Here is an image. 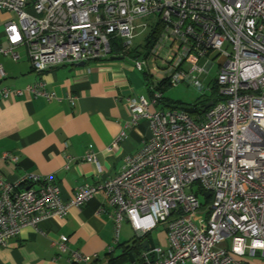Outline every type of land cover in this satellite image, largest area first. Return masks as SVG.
Segmentation results:
<instances>
[{"label": "built area", "instance_id": "2783aa9c", "mask_svg": "<svg viewBox=\"0 0 264 264\" xmlns=\"http://www.w3.org/2000/svg\"><path fill=\"white\" fill-rule=\"evenodd\" d=\"M0 12L14 15L4 24L8 45L0 46V55L18 60L23 47L37 72L105 59L113 44L129 47L144 31L159 33L152 48L133 59L151 79V97L124 99V127L146 120L150 136L115 177L80 185L67 201L51 175L26 173L18 182L0 176V246L23 227L62 218L102 193L113 208V246L124 220L137 236L159 224L167 231V251L156 245L128 264H248L257 253L264 258V0H0ZM152 14L154 19L141 20ZM150 58L162 73L158 80L149 73ZM200 59H206L203 65ZM215 61L220 101L196 117L182 108L151 110L162 100L163 80L203 89ZM4 77L0 66V81ZM45 85L1 86L0 101L24 94L53 98ZM125 135L123 129L106 150ZM83 158L98 165L91 146ZM197 213L204 215L201 225ZM227 238L230 248L222 246ZM67 240L64 235L53 243L63 252ZM69 253L75 263L91 260L77 249Z\"/></svg>", "mask_w": 264, "mask_h": 264}, {"label": "crops", "instance_id": "0c3cea01", "mask_svg": "<svg viewBox=\"0 0 264 264\" xmlns=\"http://www.w3.org/2000/svg\"><path fill=\"white\" fill-rule=\"evenodd\" d=\"M13 16L0 12L2 47L8 45L4 24ZM19 53L18 60L0 55V66L5 71L0 87L25 88L44 81L45 89L54 97L24 94L0 101V176L18 182L26 173L51 175L60 187L62 199L67 201L78 186L95 184L120 173L125 158L136 153L151 134L146 120L124 127L129 119L125 97H151L149 75L134 67L133 59L140 53L125 54L117 47L108 58L84 65H57L42 72L32 68L23 47ZM161 102L151 110L166 108ZM123 129L125 137L108 152L107 147ZM89 146L98 165L83 158ZM130 227L137 240L131 224ZM64 235L69 249L91 256L87 264H119L123 251L135 245L133 240L113 246V208L99 193L80 207H70L62 218L48 217L37 227H23L6 246H0V264H80L70 260L69 249L62 252L53 243ZM118 249L120 252L115 254ZM124 261L131 262L130 258Z\"/></svg>", "mask_w": 264, "mask_h": 264}, {"label": "rangeland", "instance_id": "374dc122", "mask_svg": "<svg viewBox=\"0 0 264 264\" xmlns=\"http://www.w3.org/2000/svg\"><path fill=\"white\" fill-rule=\"evenodd\" d=\"M155 14H152L149 18L145 17L141 19L142 21H149L154 19ZM147 38V31H144L142 34H139L134 38L132 41V45L129 47H122L121 50L125 52V54L129 53H144L146 51L145 43ZM114 41L118 43V45L122 46L121 39L117 38ZM117 47L113 44V50ZM195 61V59H194ZM193 61V62H194ZM206 59H200L199 64L203 65L205 63ZM149 63V73L152 76V78L160 79L162 78V73L157 71L155 69V62L153 58H150L148 60ZM191 63L185 64V68L189 67ZM218 72V64L215 61V63L209 68L208 73L206 76L202 79V85L203 89H199L196 86H194L192 83H188L186 81L178 82L175 84L166 83L165 86L161 89L162 91V105L164 104L166 108L169 107H175L179 109L183 108H193L197 105H200L201 102H204L205 100L208 101H214L218 102L222 99V97L219 95L218 91L215 89V78L217 76ZM140 72L135 71V74H139ZM196 76H198V73H195ZM197 114H192L193 117H196ZM197 185H193V191L196 193ZM187 192H190L189 189H186ZM199 200L201 202L204 201V198L199 195ZM195 221L198 225H201L204 223V215L202 213H197L195 215ZM162 225L159 224L154 228L151 232L155 233V237L158 241L159 247L163 251H167L169 248L168 238H167V231L165 227L161 228ZM134 233L131 230L130 223L126 220L122 221L120 226V232L118 240L120 243L127 242L130 243L134 238ZM114 238V236H113ZM222 246H226L227 248H230L231 246V238H227L226 241L222 244ZM120 252V249L116 250L115 254H118ZM137 253H135V256L137 257ZM248 264H264V258L260 255V253H257V255L254 258H251L250 260H247ZM119 264H127L125 261L120 262ZM139 264V262H137Z\"/></svg>", "mask_w": 264, "mask_h": 264}, {"label": "trees", "instance_id": "16d2710c", "mask_svg": "<svg viewBox=\"0 0 264 264\" xmlns=\"http://www.w3.org/2000/svg\"><path fill=\"white\" fill-rule=\"evenodd\" d=\"M158 36H159V33L158 31H151L147 38H146V43H145V47H146V50H149L150 48H152V46L155 44L156 40L158 39ZM121 47L118 46V49H120ZM113 50V49H112ZM165 81L163 80L161 84H163ZM160 89L163 88L162 87H159ZM207 103V100H205L204 102H201L200 105H197L193 108H183V109H186L190 114H203L206 110H204V106L205 104ZM148 234L145 233L144 235L138 237L140 239H144ZM139 239L137 240H134L135 243L138 242ZM140 241V240H139ZM136 249H135V246L131 247V249H129V247H127L123 253L119 256V259H121V262L130 258V253L132 252L134 255H135V252Z\"/></svg>", "mask_w": 264, "mask_h": 264}, {"label": "water", "instance_id": "95a60500", "mask_svg": "<svg viewBox=\"0 0 264 264\" xmlns=\"http://www.w3.org/2000/svg\"><path fill=\"white\" fill-rule=\"evenodd\" d=\"M77 65H84V63H79ZM212 105V101H208L205 106H204V110H206L207 108H209ZM206 196L209 195V193H204ZM162 228V227H161ZM139 237V236H138ZM141 238V236H140ZM138 238V242L135 243V249H136V253L138 255H140L142 252L147 251L149 248L158 245V241L155 237V233L154 232H150V236L148 238L145 239H140ZM130 261L134 262L136 261V256L131 252L130 253ZM107 264V263H105Z\"/></svg>", "mask_w": 264, "mask_h": 264}, {"label": "flooded vegetation", "instance_id": "af4514ba", "mask_svg": "<svg viewBox=\"0 0 264 264\" xmlns=\"http://www.w3.org/2000/svg\"><path fill=\"white\" fill-rule=\"evenodd\" d=\"M136 252V251H135Z\"/></svg>", "mask_w": 264, "mask_h": 264}]
</instances>
